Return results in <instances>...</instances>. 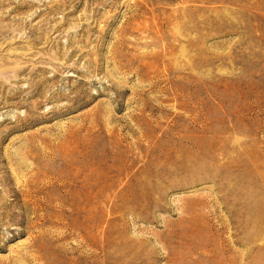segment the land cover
<instances>
[{
    "label": "rangeland",
    "instance_id": "374dc122",
    "mask_svg": "<svg viewBox=\"0 0 264 264\" xmlns=\"http://www.w3.org/2000/svg\"><path fill=\"white\" fill-rule=\"evenodd\" d=\"M0 264H264V0H0Z\"/></svg>",
    "mask_w": 264,
    "mask_h": 264
}]
</instances>
